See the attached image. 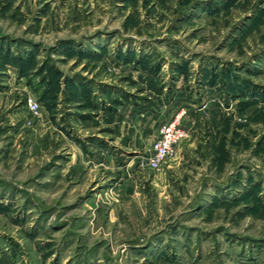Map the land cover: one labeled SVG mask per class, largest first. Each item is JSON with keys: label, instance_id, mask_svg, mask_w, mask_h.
I'll list each match as a JSON object with an SVG mask.
<instances>
[{"label": "rangeland", "instance_id": "374dc122", "mask_svg": "<svg viewBox=\"0 0 264 264\" xmlns=\"http://www.w3.org/2000/svg\"><path fill=\"white\" fill-rule=\"evenodd\" d=\"M0 264H264V0H0Z\"/></svg>", "mask_w": 264, "mask_h": 264}, {"label": "built area", "instance_id": "2783aa9c", "mask_svg": "<svg viewBox=\"0 0 264 264\" xmlns=\"http://www.w3.org/2000/svg\"><path fill=\"white\" fill-rule=\"evenodd\" d=\"M27 107L35 115L40 111L38 102L32 97L27 99ZM182 114L183 111L162 124L157 137L149 145L146 159L151 170H158L168 158L174 156L176 147L187 138L188 133L181 126Z\"/></svg>", "mask_w": 264, "mask_h": 264}, {"label": "crops", "instance_id": "0c3cea01", "mask_svg": "<svg viewBox=\"0 0 264 264\" xmlns=\"http://www.w3.org/2000/svg\"><path fill=\"white\" fill-rule=\"evenodd\" d=\"M162 124H163V123H162ZM162 124H161V125H162ZM161 125H159L158 130H159V128L161 127ZM183 127H185V126L183 125Z\"/></svg>", "mask_w": 264, "mask_h": 264}]
</instances>
